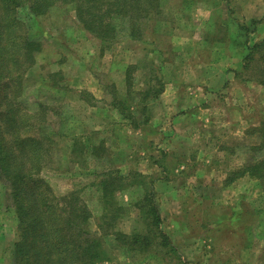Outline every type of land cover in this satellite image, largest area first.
Returning <instances> with one entry per match:
<instances>
[{"label": "rangeland", "instance_id": "1", "mask_svg": "<svg viewBox=\"0 0 264 264\" xmlns=\"http://www.w3.org/2000/svg\"><path fill=\"white\" fill-rule=\"evenodd\" d=\"M182 6L178 2L175 7ZM173 14L159 8L152 18L137 26L134 33L139 36L137 39L144 49H139L141 60L134 64L135 68L128 64L138 50L135 44L127 41L132 39L129 34L133 32L127 21L118 23L114 39L99 43L93 41L95 37L77 21L72 4H57L44 15H35L25 7L12 15L22 23L20 36H28L42 44L41 51L35 54L34 64L24 74V92L18 99L27 112H39L42 110L41 105L47 107L46 112L51 111L53 122L45 132L52 134V128L56 131L51 143L53 159L41 176L49 182L55 194L75 192L86 202L92 212L89 230L93 235L112 230L108 223L114 221L110 218L119 203L126 207V214L121 217L124 218L122 228L128 229V232H143L141 211L135 204L142 199L151 182L160 178L163 168L170 174L168 177L192 169L195 174L199 172L202 178L195 176L200 181L191 183L195 184L194 189L213 180L214 184L221 187V191L211 189L206 191V196L208 199L214 198L213 202L216 203L210 207L221 211L223 204L224 208L227 207L225 199L232 201L229 197L234 195L230 187L223 185L230 170L264 158L260 131L264 128L260 125V121L264 120V97L261 99L260 96L264 95L260 91L249 89V96L243 95L241 98L239 93H234L236 101L244 102L245 115H248L251 123L246 138L237 127L235 145L214 143L217 138L221 140L219 135H226L228 129L225 131V127L214 123L219 114L212 113V110L209 113L198 111L195 115L181 119L177 129L173 128V120L177 119L176 113L180 109L193 107L194 104L199 107L198 99L191 93L197 89L196 82L192 80L196 73L192 65L183 63L194 59L196 54L201 57L200 50L192 45L193 35L187 36V33L176 28L177 18ZM193 14H196L195 10ZM0 22V28H3L6 22L3 17ZM165 22L172 25L168 24L166 28ZM243 23L233 20L235 28L242 35L245 28L249 32L258 24L249 21L244 27L241 25ZM185 25L189 27V20ZM261 56L264 59V53ZM260 62L262 59L258 55L251 63L250 72L242 68L239 78L259 73L262 68ZM122 72L124 76L126 74V79H122ZM243 82L236 80L238 89H241L239 87ZM184 86L188 87L185 97H180L178 92ZM244 89L248 91L246 86ZM118 99H125L124 104L128 105L126 111L134 116L133 119L129 115H121L114 108ZM193 120L194 125L191 124ZM205 121L211 122L207 126L213 122L217 129L204 131L202 123ZM185 123L192 127L186 129L183 126ZM230 132L233 134L229 129L227 135ZM168 134H175L176 140L164 145L163 138L169 137ZM217 157L229 158V161L223 160L213 170ZM203 160H208V163ZM103 172H111L119 181L116 190L107 194L105 202L101 199V192H98ZM180 181L176 184H181ZM251 184L253 186V183L240 184L238 193ZM254 187L249 202L259 207L264 205V179L256 180ZM11 191L10 183L0 174V219L11 218L15 227L17 218ZM165 194L162 189L156 192V204L162 218H165L166 210H180L177 199H167ZM179 196L180 193L177 194ZM234 196L237 197V194ZM4 206L12 208V215L9 211L7 215L3 214ZM237 208V218L243 219V223L252 224L254 253L251 258L247 257L245 264H264V213H258L251 220L247 204L240 202ZM102 214L108 215L106 222H102L103 229L99 226ZM1 232L4 234L5 230ZM156 243L150 251L158 252L168 264H182L177 258L164 255L168 254L166 249ZM105 253L109 258L103 264H152L148 261L149 256L144 255L148 251L131 249L123 243L108 245L106 241Z\"/></svg>", "mask_w": 264, "mask_h": 264}, {"label": "trees", "instance_id": "2", "mask_svg": "<svg viewBox=\"0 0 264 264\" xmlns=\"http://www.w3.org/2000/svg\"><path fill=\"white\" fill-rule=\"evenodd\" d=\"M57 4H72L81 26L101 40L114 39L116 26L122 21L130 23L133 32L129 36L139 39L134 33L137 26L159 10L158 0H0V21L1 17L6 21L0 28V174L11 185L17 218L13 264H103L109 258L105 253L104 236L107 234H113L118 243L131 249L148 252L158 242L156 244L162 245L170 257L180 262L178 251L161 228L154 180L135 204L141 211L143 232L128 234L117 230L119 219L126 214V207L119 203L110 218L114 221L108 223L112 230L93 235L89 230L92 212L86 202L75 192L55 194L41 176L53 159L51 143L56 131L52 128V134L45 132L53 122L51 111L46 112L47 107L41 105L39 112H27L18 99L24 92V74L34 64L35 54L41 51L42 44L28 36H20L22 23L12 15L24 7L35 15H44ZM263 50L264 42L256 43L244 65L245 72H250L252 61L260 55L262 68L248 78L261 84H264ZM124 100L118 99L115 108L121 115L133 119L134 116L126 111L128 105ZM260 125L264 126V120ZM260 131L264 147V128ZM246 175L264 179V158L230 171L226 183ZM99 184L101 199L105 202L107 194L116 190L119 181L111 172H103ZM107 217L106 214L100 217L101 229Z\"/></svg>", "mask_w": 264, "mask_h": 264}, {"label": "crops", "instance_id": "3", "mask_svg": "<svg viewBox=\"0 0 264 264\" xmlns=\"http://www.w3.org/2000/svg\"><path fill=\"white\" fill-rule=\"evenodd\" d=\"M258 1L259 0H158L159 8L162 9V11L168 12V14L171 15L174 13L173 15L177 18L178 27L176 28H179L183 33H187V36L191 37L193 35V39L191 40L192 45L201 52V57L196 54L194 59H189V61L186 60L185 63H183L185 65H192L194 68L193 71L196 73L195 78H192V80L196 82L197 89L195 92L191 93L193 97L198 99L196 101L200 103L198 104L199 107L194 104L193 107L180 109L178 113H176L177 119L173 120V128L177 129L180 126L178 123H180L181 119L195 115L198 111L209 113V111L212 110V113L219 114V116L214 119V123H217L219 127H225V131L228 129L229 132L230 129L234 134L230 132L227 135L228 132H225L226 135H219L221 140L217 138L214 140L215 144H237V137L235 136L237 127L241 129L240 131L245 138L247 137V129L251 127V123L248 115H245L246 108L244 107L246 106L242 105V103H244L242 100L236 101L233 96L234 93H239L240 95L238 96L240 98L243 95L249 96L247 94L250 92L249 89L260 91V93L262 92L264 95V84L253 82L248 76L239 78L240 71H242V68L245 69V59L250 49L256 43L264 42V0ZM178 2L183 4L181 8L175 7ZM171 9L173 10L172 13L170 12L172 11ZM193 10H195L196 14H193ZM235 19L244 22L241 24L244 25V27L247 26L245 23L249 21L252 24L254 20H256L257 22L255 24H258L249 32L247 28H245L244 35H242V32H238V29L235 28L233 24V20ZM188 20L189 27L185 25ZM164 24L166 28H168V24H170V26L172 25L170 22H165ZM93 41L99 43L103 42V40L98 38H94ZM127 41L135 44L138 50L136 54H133L132 59L128 61V64L135 66L134 64H138L141 60L139 49L140 47L144 49V46H141V42L135 38L127 39ZM145 47H150V45ZM121 75L117 77L121 76L122 79H126V74L124 76L122 72ZM110 78H113L112 75ZM238 79H240L241 82L244 81L239 87L242 90L237 88L238 84L236 80ZM245 86L248 88V91L245 89L243 90ZM186 88L188 87L184 86L180 88L178 92L180 97H185ZM262 97L264 96L261 95L260 98L262 99ZM221 99L223 101H221ZM115 109L119 113V110L117 108ZM262 112L264 113V108ZM236 114H238V118ZM197 117L199 116L197 115ZM235 119H237V121ZM240 122H242V125ZM207 123L211 122L205 121L202 123L204 127L202 129L204 131L205 129L206 131L217 129V126H213V122L210 126H207ZM191 124L194 125L195 120L191 121ZM183 126L186 129L192 127L186 123ZM173 135L174 136L170 135L169 137H164L163 144L169 145L171 142L174 143L176 135ZM204 143H206V140ZM223 160L229 161V158L217 157V163L214 162L213 170H216L217 165L219 166ZM203 161L208 163V160ZM251 163L253 162L245 163L241 166H247ZM211 165H213V162ZM207 166H210V164ZM165 171L164 168L161 170L160 178L155 180L154 187L156 192H161V189L164 190L167 199L175 198L180 203V210L176 211L170 209L165 211V218H162L161 224V228L178 251L181 259L180 262L182 264H243L242 262H244L245 264L247 257L249 256V258H251L254 253L253 231L250 222L243 223V219L237 218V204L240 202L247 204V212L250 214L251 220H253L258 213H264V205H259V207L252 206L249 202V198L253 190H255L254 182L260 179L246 175L233 183L227 184L225 178V183H223L224 187H230L231 192L234 195L237 194V197L234 195L231 196V198L229 197L232 201L225 199L228 203L227 207L224 208L223 204V209L220 211L210 207L211 204L214 205L216 203L213 202L214 198L208 199L206 196V191L211 189L221 191V187L214 184L213 180L204 186L194 189L195 186L193 185L195 184L191 183L193 181H200V179H195V176L201 177L199 176L201 174H198L199 172L195 174V171L192 169L187 172L182 171L174 177H168L167 175L170 174ZM178 180H181V184L177 185L176 182ZM243 183H253V186L251 184L243 188L245 190L238 193V186ZM168 189L170 190L168 191ZM178 193H180L179 198L177 197ZM193 198L195 199L194 201ZM172 202H175V200H172ZM0 207L2 208V206ZM11 210V207L4 206L3 214L7 215V212H11ZM192 212L194 214H192ZM8 214L10 215V213ZM240 218H242V215ZM122 221H124V218L119 219L117 230L131 234L132 232H128V229L122 228ZM16 227L17 225L14 227L11 218L0 219V264H13V243L16 239ZM3 229L5 230L4 234L1 232ZM105 240L108 245L111 243L116 245L118 243L113 234L105 235ZM144 255L145 257L149 256L150 260L148 261L152 262V264H168V261H165L164 257L156 251H149V253H144ZM164 255L169 256L166 253H164ZM261 257L263 258V256ZM252 264H254V262Z\"/></svg>", "mask_w": 264, "mask_h": 264}]
</instances>
